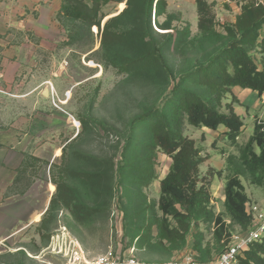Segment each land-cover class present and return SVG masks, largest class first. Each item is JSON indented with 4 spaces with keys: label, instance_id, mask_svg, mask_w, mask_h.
I'll use <instances>...</instances> for the list:
<instances>
[{
    "label": "rangeland",
    "instance_id": "rangeland-1",
    "mask_svg": "<svg viewBox=\"0 0 264 264\" xmlns=\"http://www.w3.org/2000/svg\"><path fill=\"white\" fill-rule=\"evenodd\" d=\"M126 1L104 7V23L121 14ZM209 3L216 31L224 39L202 37L193 7L183 0H167L165 13L156 7L153 11L152 36L171 70L169 85L161 77H129L110 66L101 47L103 26L99 30L58 15L56 33H27L31 44L22 33L0 41V264H67L68 259L44 252L50 238L65 231L89 259L113 251L143 264L177 263L189 256L210 263L225 250L229 242L217 240L215 226L204 222L193 224V242L179 250L169 244L160 247L156 240H138L159 213L160 183L173 161L157 151L151 156L156 179L140 186L139 169L149 164L142 146L148 138L132 125L143 114L164 109L176 87L211 99L207 89L185 77L228 45L224 27L233 26L238 15L221 11L228 5L223 0ZM248 50L264 69L261 40ZM237 92L225 93L218 109L228 114L229 106L237 107L247 115L237 141L245 145L256 124L264 122V98ZM205 131L185 122L184 135L195 141L204 162L215 157L226 165L219 172L201 165L198 187L212 194L214 179L226 184L227 159L238 156L239 149L221 132ZM95 171L104 177L92 182L83 176ZM241 180L249 202L263 204L264 189ZM59 182L74 190L78 204L97 212L81 222L61 203L52 210ZM223 211L231 235L240 233Z\"/></svg>",
    "mask_w": 264,
    "mask_h": 264
},
{
    "label": "trees",
    "instance_id": "trees-1",
    "mask_svg": "<svg viewBox=\"0 0 264 264\" xmlns=\"http://www.w3.org/2000/svg\"><path fill=\"white\" fill-rule=\"evenodd\" d=\"M124 2L63 0L59 15L99 30L103 26L101 47L107 63L119 73L137 78L161 77L169 85L171 70L152 36L151 25L155 7L165 13L167 0H127L124 11L104 23L107 16L102 13L103 8L110 3ZM196 5L198 29L202 37L224 39L216 31L217 22L212 3L209 0H196ZM224 29L230 37L228 45L209 63L185 77L193 86L207 89L211 99H214L206 101L195 92L176 87L164 109L151 110L133 122V129H142L148 138L142 146L149 156V164L139 169L140 186L147 187L156 179L152 173L151 156L157 151L173 161L171 171L160 183L158 210L162 216L154 218L146 227L145 235L138 240H156L160 247L169 244L173 250H179L187 244L193 224L199 222L213 224L217 240L228 243L231 239L224 215H217L211 208L212 194L198 187L200 166L204 159L195 141L184 135L185 122L195 128L212 131H218L221 127L227 129L226 137L238 146L239 155H230L227 159L229 175L224 191L225 210L232 223L241 231L248 230L252 225V216L247 212L249 197L241 178H247L252 185L264 189L263 126L257 123L248 143L238 145L243 121L232 106H229L228 114L221 113L218 107L222 104L224 94L236 87L257 92L259 96L264 95V69L258 67L248 50L259 40L264 45V5L249 3L243 6L235 24L225 26ZM83 176L96 182L104 174L95 171ZM56 185L57 194L50 205L52 210L61 203L81 222L89 220L97 212L78 204L74 190L65 182ZM154 227L157 230L155 238L152 236ZM194 250L198 252L200 247L197 245ZM237 264H264V241L252 245L239 257Z\"/></svg>",
    "mask_w": 264,
    "mask_h": 264
},
{
    "label": "crops",
    "instance_id": "crops-1",
    "mask_svg": "<svg viewBox=\"0 0 264 264\" xmlns=\"http://www.w3.org/2000/svg\"><path fill=\"white\" fill-rule=\"evenodd\" d=\"M183 1L188 2L189 5L193 7V10L195 11V22L196 24H198V14H196L197 11L196 0H183ZM214 1L215 0H211V2ZM62 5H63V0H0V41L10 39L11 37H13V35H15V33H20V34L22 33L23 37H25L24 38L25 41L31 44V41L28 39L27 33L33 32L34 34L39 36H41V33H45V34L48 33L50 35L56 33L58 29L57 18L59 13L61 12ZM221 11L225 13H230L232 11L237 15H240L241 13V9L238 7V5H236V3L221 6ZM238 89L242 91L252 92L250 90H243L239 87L233 88V91L235 90V92H237ZM253 93H256L259 96L257 92H253ZM238 95H240V93H238ZM259 97L264 98V95ZM234 110L237 113V115L240 116L241 120L244 123V127L241 134L242 136L244 129H246L245 117L247 115L244 116L243 114L244 112L240 111L237 107H234ZM203 129L206 130L205 132L212 131L207 128H203ZM218 131L221 132L223 136L226 137V132H227L226 128L221 127ZM241 136L238 138V140H240ZM203 165H205L207 169L212 168L217 170L218 172L226 169V165H223L222 163L218 164V161L215 157L211 158L210 160H206L202 164V166ZM202 166H200V168ZM202 171H205V169L204 170L202 169ZM224 191H225V182L220 183L217 180V178L214 179L211 186V192L213 197L212 206L213 207L216 206V208H214L213 210L217 215L225 214V211H223V209H225ZM250 199L251 198L249 197V200ZM262 202H264V199L262 200ZM7 207H11V205L10 206L7 205ZM220 207H223V209H220ZM8 213H10V211H8ZM161 216L162 213L159 211L158 215L154 216V218L156 217L160 218ZM225 221L227 222V224L230 223L227 219H225ZM152 236L154 238L157 236V230L155 227L153 228ZM189 236L190 233L187 237V245L193 242L192 240H189ZM20 251L22 250L20 249L19 252ZM85 252L87 253L86 250Z\"/></svg>",
    "mask_w": 264,
    "mask_h": 264
},
{
    "label": "built area",
    "instance_id": "built-area-1",
    "mask_svg": "<svg viewBox=\"0 0 264 264\" xmlns=\"http://www.w3.org/2000/svg\"><path fill=\"white\" fill-rule=\"evenodd\" d=\"M223 2L225 4L236 3L240 9L249 3L264 4L263 0H223ZM259 124L263 126L264 132V122L261 121ZM247 212L252 216L251 227L246 231L233 234L225 250L216 260L210 263H199L193 256H189L182 262L169 264H237L239 257L243 256L252 245L264 241V203H249ZM65 232L52 236L49 246L44 252L48 251L68 259L67 264H143L135 258L121 257L113 251L89 259L79 242L71 238L68 232Z\"/></svg>",
    "mask_w": 264,
    "mask_h": 264
}]
</instances>
